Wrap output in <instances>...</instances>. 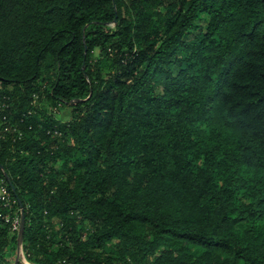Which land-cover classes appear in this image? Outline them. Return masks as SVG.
Returning a JSON list of instances; mask_svg holds the SVG:
<instances>
[{
	"label": "trees",
	"instance_id": "obj_1",
	"mask_svg": "<svg viewBox=\"0 0 264 264\" xmlns=\"http://www.w3.org/2000/svg\"><path fill=\"white\" fill-rule=\"evenodd\" d=\"M0 86L36 264H264V0H0Z\"/></svg>",
	"mask_w": 264,
	"mask_h": 264
},
{
	"label": "rangeland",
	"instance_id": "obj_2",
	"mask_svg": "<svg viewBox=\"0 0 264 264\" xmlns=\"http://www.w3.org/2000/svg\"><path fill=\"white\" fill-rule=\"evenodd\" d=\"M153 10L154 9H152V12H153ZM0 89H1V86H0ZM31 104L34 105L36 108L41 109V110L43 108H46V110H50V107H48L46 105L44 98L42 96L33 97ZM54 112H55L56 118H58L61 121H65V120H68L70 117L71 108L70 107H61L59 109H56V111H54ZM2 183L6 186V183L4 181H2ZM6 189H7V186H6ZM0 193H1V191H0ZM12 216L14 218V217L19 216V215L15 216V212H13ZM11 221H12L11 218L9 221L3 220L4 223H9L10 233L12 235H15V237H16V239L12 240V246H14V247H11V249L9 251V258L11 260L19 263V264H36L34 262V259L37 256V254L34 255L33 253L30 252V255H29V252H28V254L25 253V251H24L25 248L23 245V237H22V240L20 242L17 240L19 228L18 227L13 228L12 223L14 220L12 221V223H11ZM28 255H29V257H28ZM38 256L43 257L42 255H38Z\"/></svg>",
	"mask_w": 264,
	"mask_h": 264
},
{
	"label": "built area",
	"instance_id": "obj_3",
	"mask_svg": "<svg viewBox=\"0 0 264 264\" xmlns=\"http://www.w3.org/2000/svg\"><path fill=\"white\" fill-rule=\"evenodd\" d=\"M7 105L5 104L4 107H6ZM56 107L53 108V111H56ZM8 127H5V130H7ZM13 131L16 130V128L12 127L11 128ZM20 134V132H19ZM2 181H4L1 177H0V220H5V221H9L10 218L11 220V223L13 225V228H19V222H20V213H21V209L16 208V212H15V216L16 215H19V216H16L13 218V216L11 215V210H12V207L14 205V200L11 199L10 197V194L8 192V190L6 189V186L2 183Z\"/></svg>",
	"mask_w": 264,
	"mask_h": 264
},
{
	"label": "water",
	"instance_id": "obj_4",
	"mask_svg": "<svg viewBox=\"0 0 264 264\" xmlns=\"http://www.w3.org/2000/svg\"><path fill=\"white\" fill-rule=\"evenodd\" d=\"M5 177H6L7 181H8V183L11 185L9 176L5 175ZM11 188H12V190H14L13 187H12V185H11ZM23 231H24V214H23V211L21 209L19 229H18V238H17V240L19 242L22 240Z\"/></svg>",
	"mask_w": 264,
	"mask_h": 264
}]
</instances>
